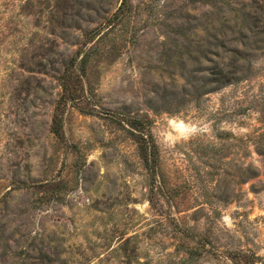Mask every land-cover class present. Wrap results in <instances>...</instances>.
<instances>
[{
  "label": "rangeland",
  "instance_id": "rangeland-1",
  "mask_svg": "<svg viewBox=\"0 0 264 264\" xmlns=\"http://www.w3.org/2000/svg\"><path fill=\"white\" fill-rule=\"evenodd\" d=\"M57 1L0 0V223L52 264H264V180L237 176L241 160L261 165L237 138L260 126L264 70L166 110L158 94L173 76L160 70L181 42L172 29L206 6L129 0L87 77L65 81L78 97L64 106L58 76L98 18L67 11L62 36L52 30L65 14ZM107 1L112 12L120 0ZM129 117L154 143L153 172Z\"/></svg>",
  "mask_w": 264,
  "mask_h": 264
},
{
  "label": "trees",
  "instance_id": "trees-1",
  "mask_svg": "<svg viewBox=\"0 0 264 264\" xmlns=\"http://www.w3.org/2000/svg\"><path fill=\"white\" fill-rule=\"evenodd\" d=\"M187 2L203 3L206 12L203 17L197 13H190L187 18L185 17V21L172 29L181 38V42H176L174 47L172 46L170 51L172 55L165 52L166 64L160 70L165 75L173 76L169 83L163 82L162 92L158 94L161 99L160 104L167 106L166 110L171 108L179 110L186 102L198 106L203 96L227 86L249 81L264 70V0H187ZM58 4L65 14L52 30L60 29V35L71 26L66 21L67 11L71 14L73 12L80 14L81 18L85 16L83 20L86 24L98 18L96 25L86 32L88 36L85 40L65 61L63 71L58 76L59 84L65 93L61 96L65 106L67 101L73 102L78 97L76 90L65 89V81L87 77L88 65L92 55L99 51V43L103 37L108 36L115 24L126 20L130 5L129 0H120L116 8L109 12L106 7L107 0H74L73 2L58 0ZM182 8L181 6L174 14L175 19H184ZM75 22L74 29H78L80 23L77 19ZM95 37H97L95 41L85 49V45L92 42ZM55 108L51 123L52 132L60 136L59 112L62 108L59 104ZM258 121L260 126L237 138L244 156L247 152L253 151L261 161L260 166L244 160L240 161L237 165L240 183L259 176L264 180V112L261 113ZM127 122L132 134L140 139L139 151L144 163L148 170L153 172L157 153L151 137L141 130L139 119L129 117ZM15 232L16 229L7 231L4 224L0 223V264H5L8 258L13 256L17 257L15 264H52L51 258L46 251H42V248L37 249L36 256L31 258L28 248L30 243L25 244L24 239H21L23 244L17 251L13 253L9 251L11 242L19 244L21 240L18 237L23 236L14 237Z\"/></svg>",
  "mask_w": 264,
  "mask_h": 264
},
{
  "label": "bare ground",
  "instance_id": "bare-ground-1",
  "mask_svg": "<svg viewBox=\"0 0 264 264\" xmlns=\"http://www.w3.org/2000/svg\"><path fill=\"white\" fill-rule=\"evenodd\" d=\"M179 124H180V122H179ZM176 125H178V123H176ZM179 126V125H178Z\"/></svg>",
  "mask_w": 264,
  "mask_h": 264
}]
</instances>
